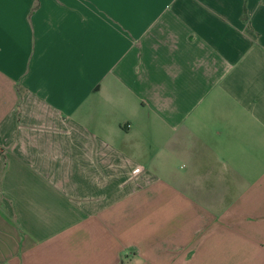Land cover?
Listing matches in <instances>:
<instances>
[{
	"label": "crops",
	"instance_id": "obj_1",
	"mask_svg": "<svg viewBox=\"0 0 264 264\" xmlns=\"http://www.w3.org/2000/svg\"><path fill=\"white\" fill-rule=\"evenodd\" d=\"M0 264H264V0H0Z\"/></svg>",
	"mask_w": 264,
	"mask_h": 264
}]
</instances>
